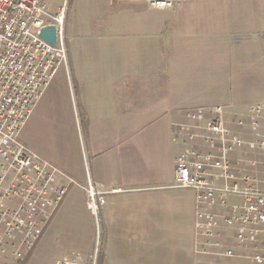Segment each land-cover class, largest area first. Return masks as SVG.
<instances>
[{
    "label": "crops",
    "instance_id": "crops-1",
    "mask_svg": "<svg viewBox=\"0 0 264 264\" xmlns=\"http://www.w3.org/2000/svg\"><path fill=\"white\" fill-rule=\"evenodd\" d=\"M197 1L164 13L115 0L78 11L71 29L83 37L67 34V68L58 70L48 103L59 109L56 122L75 132L77 164L64 171L79 181L32 254L54 251L50 264L69 251L81 264H245L194 251V191L174 186V166L194 123L188 110L224 105L233 125L248 119V104L264 101V0ZM233 129L251 138L248 126ZM235 153L264 158L246 148ZM87 174L116 190L96 218ZM57 237L60 246L50 245ZM30 254L22 264H44Z\"/></svg>",
    "mask_w": 264,
    "mask_h": 264
},
{
    "label": "built area",
    "instance_id": "built-area-1",
    "mask_svg": "<svg viewBox=\"0 0 264 264\" xmlns=\"http://www.w3.org/2000/svg\"><path fill=\"white\" fill-rule=\"evenodd\" d=\"M143 4L151 13L173 11L183 0H115ZM66 8L47 0H0V264H22L70 186L68 173L19 139L33 108L60 68H67ZM54 25L56 44L39 36ZM224 105L197 107L185 147L175 158L174 186L194 191V251L264 264V158L239 157L246 148L264 154V101L247 105V120L231 125ZM189 126V125H188ZM248 126L249 140L233 127ZM253 170L250 168H257ZM88 208L96 218L107 192L87 174ZM69 251L53 264H81ZM242 264V263H241Z\"/></svg>",
    "mask_w": 264,
    "mask_h": 264
},
{
    "label": "rangeland",
    "instance_id": "rangeland-1",
    "mask_svg": "<svg viewBox=\"0 0 264 264\" xmlns=\"http://www.w3.org/2000/svg\"><path fill=\"white\" fill-rule=\"evenodd\" d=\"M203 1L205 0H198L197 3H202ZM99 2L100 0H47V4L52 11H55L57 6L64 5L66 8V13L67 10L69 12L68 20L65 22L64 25L65 47L68 44V40L66 39L67 34L71 32H75L77 35L76 38L83 37L78 30L72 31L71 29L72 26L77 28V25L75 24L71 25V23L79 20L78 16L81 13H79L78 11H80V8H82L85 4L99 5ZM66 13L65 16L67 15ZM221 63L222 66L225 67V62H221ZM59 72L56 75H54L55 78L53 77L51 79L48 85V87L49 86L50 87L43 96L42 100L39 101L38 104L36 105L35 110L30 114L29 119H27L25 125L23 126L20 132L19 139L27 146L35 149L39 154L49 159L59 168L69 173H72L73 166L76 163V146L74 144L75 132L74 133L72 132L73 127H71L68 123L63 122L59 124V122H56V118H58L57 116L59 113V109L58 108L56 109L55 106L51 108L48 103L50 99L52 101L53 98L52 93L50 92L51 91L50 88L53 86ZM60 119L58 120L60 121ZM83 177L85 180L86 175H84ZM46 239L49 240L47 235H46ZM60 239L61 238L59 237L55 238L56 241L55 242L51 241L50 245L57 244L60 246ZM55 247L56 246L52 248ZM34 251L32 250V252ZM31 254H30L31 257L29 256L31 260L33 261L42 260L44 264H50L52 259H55L53 257H56L54 251H51V253L47 256L44 255L38 256L37 253H34L32 255ZM245 264L248 263L245 261Z\"/></svg>",
    "mask_w": 264,
    "mask_h": 264
},
{
    "label": "water",
    "instance_id": "water-1",
    "mask_svg": "<svg viewBox=\"0 0 264 264\" xmlns=\"http://www.w3.org/2000/svg\"><path fill=\"white\" fill-rule=\"evenodd\" d=\"M39 36L51 45L56 44V31L54 25H47L40 29Z\"/></svg>",
    "mask_w": 264,
    "mask_h": 264
},
{
    "label": "trees",
    "instance_id": "trees-1",
    "mask_svg": "<svg viewBox=\"0 0 264 264\" xmlns=\"http://www.w3.org/2000/svg\"><path fill=\"white\" fill-rule=\"evenodd\" d=\"M68 13H69V12L67 11V13H66V14H67V16H69V14H68ZM26 258H27V257H26Z\"/></svg>",
    "mask_w": 264,
    "mask_h": 264
}]
</instances>
